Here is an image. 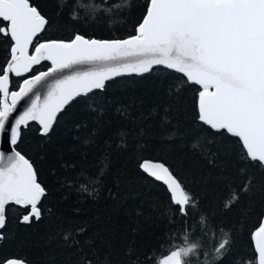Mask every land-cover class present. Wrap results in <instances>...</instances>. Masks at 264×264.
I'll use <instances>...</instances> for the list:
<instances>
[{
	"label": "snow or ice",
	"instance_id": "1",
	"mask_svg": "<svg viewBox=\"0 0 264 264\" xmlns=\"http://www.w3.org/2000/svg\"><path fill=\"white\" fill-rule=\"evenodd\" d=\"M57 5L58 12L71 7L73 20L81 18V10L85 18L95 20L100 13L130 9L131 0H117L111 6L109 0L100 4L57 0ZM49 26L31 0H0V43L7 46L0 65V240L6 239L12 208L22 212L18 218L22 225L43 217L47 190L34 164L19 150L25 130L35 123L46 136L67 108L106 90L118 77H145L160 70L179 74L174 91L195 89V120L213 136L231 141L243 165L264 172V0H142L132 34L116 39L88 38L79 31L68 39H41ZM13 78L19 83L14 85ZM126 146L122 139L118 147ZM198 146L193 144L194 149ZM107 167L105 162L95 176L85 177L77 190L98 195ZM139 167L166 187L173 218L178 213L184 224L199 216L203 223L218 227L170 165L146 159ZM239 175L238 190L224 198L226 211L253 189L255 178L246 167L239 169ZM84 231L81 228L78 234ZM218 232L222 238L212 244L213 261H222L232 247L230 234L223 228ZM250 237L249 253L255 259L249 264H264V218L257 219ZM71 241L72 234L65 233L64 247L80 246L79 240ZM201 254L208 264L204 245L185 234L167 254L159 258L145 254L143 264H199ZM126 255L127 264H141L131 249ZM3 264L27 262L10 258ZM76 264H99V258L83 254Z\"/></svg>",
	"mask_w": 264,
	"mask_h": 264
},
{
	"label": "trees",
	"instance_id": "2",
	"mask_svg": "<svg viewBox=\"0 0 264 264\" xmlns=\"http://www.w3.org/2000/svg\"><path fill=\"white\" fill-rule=\"evenodd\" d=\"M31 2L50 21L41 39H68L76 31L88 38H124L132 34L142 4L131 0L130 9L100 13L95 20L85 18L81 10V18L73 20L72 8L58 12L57 0ZM116 2L109 0V6ZM6 47L0 43V65ZM178 76L160 70L145 77L117 78L106 90L67 108L46 136L39 135L33 123L25 130L19 150L38 170L47 196L42 201V219L30 225L19 223V209L9 211L6 239L0 240V264L10 258L27 264H76L83 254L98 257L99 264H127L130 249L143 264L145 254L159 258L181 244L185 234L204 245L208 264L254 260L249 253L250 233L264 214V172L243 165L231 141L213 136L195 120V89L175 92ZM122 139L126 147H118ZM194 143L199 145L195 149ZM144 159L170 165L218 227L203 223L199 216L187 218L184 224L178 213L173 218L165 187L139 170ZM105 162L108 167L99 194L90 197L78 191L85 177L95 176ZM241 167L254 175L253 189L226 211L224 198L238 190ZM81 228L85 231L78 234ZM218 228L230 234L232 247L222 261H213L212 244L222 238ZM65 233H71V242L79 240L80 246L64 247ZM198 259L204 264L206 257L201 254Z\"/></svg>",
	"mask_w": 264,
	"mask_h": 264
},
{
	"label": "water",
	"instance_id": "3",
	"mask_svg": "<svg viewBox=\"0 0 264 264\" xmlns=\"http://www.w3.org/2000/svg\"><path fill=\"white\" fill-rule=\"evenodd\" d=\"M45 70V69H44ZM43 71V70H42ZM174 73V72H173ZM179 75V74H178ZM132 76H135V75H132ZM122 77H131V76H122ZM135 77H139V76H135ZM118 78H121V77H118ZM13 79H16V78H13ZM117 79V78H116ZM15 90V89H14ZM22 110V109H21ZM33 124H35V123H33ZM36 125V127L38 128V134L39 135H41L40 134V132H39V125L38 124H35ZM0 150H3V144H2V141H0ZM144 160H146V159H144ZM143 160H141L140 161V163L142 162ZM139 163V164H140ZM139 170H140V172L142 173V174H144L146 177H148L149 179H151L152 181H154V182H157V181H155L152 177H150V176H148V174H146V173H144L141 169H140V167H139ZM157 183H159V184H161V185H163L161 182H157ZM164 186V185H163ZM165 187V186H164ZM165 189H166V187H165ZM167 191V190H166ZM169 197H170V195H169ZM261 218H264V214L262 215V217ZM250 241H251V237H250ZM253 251H254V247H253V249H252ZM255 259V258H254Z\"/></svg>",
	"mask_w": 264,
	"mask_h": 264
}]
</instances>
